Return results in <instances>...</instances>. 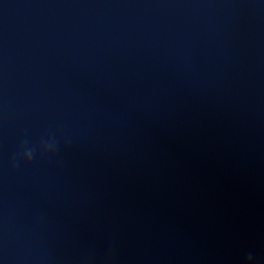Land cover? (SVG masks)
<instances>
[{
    "label": "water",
    "instance_id": "obj_1",
    "mask_svg": "<svg viewBox=\"0 0 264 264\" xmlns=\"http://www.w3.org/2000/svg\"><path fill=\"white\" fill-rule=\"evenodd\" d=\"M50 132L56 155L13 168ZM249 252L264 264V3L0 0V262Z\"/></svg>",
    "mask_w": 264,
    "mask_h": 264
},
{
    "label": "clouds",
    "instance_id": "obj_2",
    "mask_svg": "<svg viewBox=\"0 0 264 264\" xmlns=\"http://www.w3.org/2000/svg\"><path fill=\"white\" fill-rule=\"evenodd\" d=\"M264 3V0H260ZM63 142L65 145H69L72 142L70 136H64ZM60 147V138L55 133H47L39 139L38 143H33L25 136L21 141L17 152L12 157L13 168H19L22 164H31L37 157L38 153L42 155L54 156L57 154ZM113 261L115 257L111 258ZM2 264V262H0ZM247 264H255L254 255L249 252L247 255Z\"/></svg>",
    "mask_w": 264,
    "mask_h": 264
}]
</instances>
